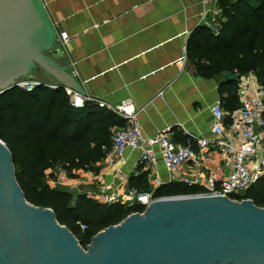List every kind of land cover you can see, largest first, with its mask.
<instances>
[{
	"label": "water",
	"instance_id": "95a60500",
	"mask_svg": "<svg viewBox=\"0 0 264 264\" xmlns=\"http://www.w3.org/2000/svg\"><path fill=\"white\" fill-rule=\"evenodd\" d=\"M58 41L42 0H0V93L31 78L85 96L70 64L54 58L63 54ZM220 75L231 81L239 74ZM0 264H264V206L213 194L156 197L83 248L51 208L28 202L0 140Z\"/></svg>",
	"mask_w": 264,
	"mask_h": 264
},
{
	"label": "crops",
	"instance_id": "0c3cea01",
	"mask_svg": "<svg viewBox=\"0 0 264 264\" xmlns=\"http://www.w3.org/2000/svg\"><path fill=\"white\" fill-rule=\"evenodd\" d=\"M42 1L59 33L67 34L65 42L60 37L58 41L62 56L54 58L61 65L70 64V71L87 89L85 96L110 106L131 100L146 137L164 128L178 133L172 140L183 142L182 145L186 142L199 157L196 165L189 161L190 170L182 168L185 177L196 180L188 187L203 189V182L211 174L217 184L227 178L229 168L217 149L212 145L199 147L195 140L211 137L210 106L222 97L219 92L222 78L198 74L186 55L190 33L207 21L214 24L218 2L203 5L200 0ZM203 10L206 14L202 19ZM235 81L238 106L245 96L258 95L264 99V89L253 74H239ZM223 108L228 115L227 127L233 110ZM139 155V150L128 149L124 161L109 162L103 158L96 163L95 178H85L84 172H77L78 177L62 180L61 184L78 186L79 190L93 186L94 192L86 194L99 202H106L104 192L123 195L130 187V178L134 180L143 174L150 191L157 188L153 186L154 178L161 185L183 184L180 176L170 174L160 159L152 166L140 162ZM261 155L264 157V148Z\"/></svg>",
	"mask_w": 264,
	"mask_h": 264
},
{
	"label": "trees",
	"instance_id": "16d2710c",
	"mask_svg": "<svg viewBox=\"0 0 264 264\" xmlns=\"http://www.w3.org/2000/svg\"><path fill=\"white\" fill-rule=\"evenodd\" d=\"M217 6L218 32L204 24L196 26L186 42L188 62L205 77L225 70L240 75L251 73L264 89V0H218ZM237 89L235 80L219 84L220 102L231 112L239 107ZM125 123L92 100L74 108L58 84L50 88L41 82L29 91L13 87L0 93V140L11 152L18 185L28 202L51 208L58 223L66 226L83 248L95 233L141 208L121 201L99 202L83 191L74 195L62 184L50 183L56 179L54 169L60 164L73 178L86 170L97 173L96 163L111 147L112 127H123ZM172 134V139L178 135L174 131ZM130 187L150 191L145 174L130 178ZM203 191L171 182L155 188L153 197ZM231 198H249L257 206H264V175ZM78 222L86 223L88 229L81 231Z\"/></svg>",
	"mask_w": 264,
	"mask_h": 264
},
{
	"label": "built area",
	"instance_id": "2783aa9c",
	"mask_svg": "<svg viewBox=\"0 0 264 264\" xmlns=\"http://www.w3.org/2000/svg\"><path fill=\"white\" fill-rule=\"evenodd\" d=\"M203 5L211 2L217 3L218 0H200ZM215 15L219 10H215ZM206 11L203 10V16ZM212 22H205V25L214 32L217 28L211 26ZM60 40L65 42L67 39L66 32L59 33ZM41 81L32 79H21L16 82L17 87L24 90H32ZM57 84H47L48 87L54 88ZM66 94L70 97V105L79 108L87 100H93L91 97L81 96L78 93L64 87ZM95 103L100 107H105L126 121L125 126L117 127L112 131L111 147L105 156V160L115 162L124 161L126 150H139L140 162L155 166L160 159L170 174H178L181 183L192 185L196 183L195 178L184 176L182 168L190 170L193 164L199 163V157L189 144L182 145L172 140V131L164 128L155 133L152 137H146L143 134L141 125L136 117L131 100L124 99L118 104L110 106L101 100ZM211 112V137L192 136L199 147L214 146L219 155L222 157L224 165L229 168V174L223 181L216 183L214 174L206 177L202 187L203 192L197 194H213L231 198L232 194H239L247 190L261 176L264 175V157L261 151L264 148V99L263 97L245 96L242 103L231 114V123L226 127L225 119L227 113L221 102L218 100L210 106ZM191 136V135H190ZM85 178H95L97 173L86 170ZM67 178L66 173H62L50 183L58 184ZM158 178L153 179V186L161 185ZM155 189V188H154ZM107 203L117 201L125 202L129 207L138 206L141 209L133 211L143 213L150 202L156 198L153 197V190L141 192L135 187H129L123 195L117 192L102 193ZM238 200L235 198H231ZM79 229L85 231L88 229L86 223L78 222Z\"/></svg>",
	"mask_w": 264,
	"mask_h": 264
},
{
	"label": "rangeland",
	"instance_id": "374dc122",
	"mask_svg": "<svg viewBox=\"0 0 264 264\" xmlns=\"http://www.w3.org/2000/svg\"><path fill=\"white\" fill-rule=\"evenodd\" d=\"M219 10V14L217 15V19L215 20V22H214V24H211V26L214 28H217V26H218V23H219V21H220V9H218ZM218 29V28H217ZM214 32L215 33H217L218 32V30L217 31H215L214 30ZM28 79H31V78H28ZM32 80H37V79H32ZM38 81H40V80H38ZM42 82V81H41ZM55 175H56V177L55 178H57L58 176H60L62 173H66V175H67V178L65 179V180H67V179H69V178H73L71 175H68V173L63 169V167L59 164V165H57L56 167H55ZM83 179V178H82ZM65 182V181H64ZM62 183V182H61ZM60 184V183H59ZM62 187H65V188H68V189H70V191H72V193L75 195V194H77L78 192H80V190H79V188H78V186H76V187H74V188H71L72 186H68V185H64V186H62ZM103 200V199H102Z\"/></svg>",
	"mask_w": 264,
	"mask_h": 264
}]
</instances>
